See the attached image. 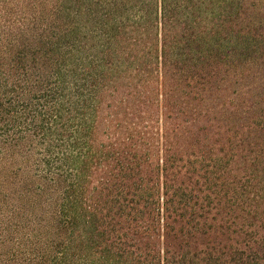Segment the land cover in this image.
<instances>
[{
	"label": "trees",
	"instance_id": "obj_1",
	"mask_svg": "<svg viewBox=\"0 0 264 264\" xmlns=\"http://www.w3.org/2000/svg\"><path fill=\"white\" fill-rule=\"evenodd\" d=\"M257 1L0 0V264H264Z\"/></svg>",
	"mask_w": 264,
	"mask_h": 264
},
{
	"label": "rangeland",
	"instance_id": "obj_2",
	"mask_svg": "<svg viewBox=\"0 0 264 264\" xmlns=\"http://www.w3.org/2000/svg\"><path fill=\"white\" fill-rule=\"evenodd\" d=\"M260 1V4H261V7H264V0H258L257 1V4H258V2ZM264 15V14H263ZM233 89H234V87H232Z\"/></svg>",
	"mask_w": 264,
	"mask_h": 264
}]
</instances>
